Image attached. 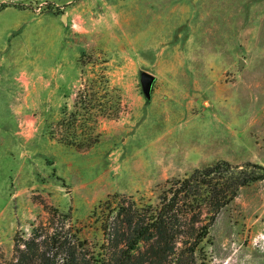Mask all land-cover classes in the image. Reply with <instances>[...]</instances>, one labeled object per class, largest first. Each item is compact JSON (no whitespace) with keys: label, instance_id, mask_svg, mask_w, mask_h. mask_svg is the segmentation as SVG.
<instances>
[{"label":"rangeland","instance_id":"rangeland-1","mask_svg":"<svg viewBox=\"0 0 264 264\" xmlns=\"http://www.w3.org/2000/svg\"><path fill=\"white\" fill-rule=\"evenodd\" d=\"M0 2V264L40 223L96 253L117 202L153 204L166 179L219 159L264 166V0ZM99 73L116 117L90 114ZM73 111L80 145L57 139ZM195 255L264 264V178L239 187Z\"/></svg>","mask_w":264,"mask_h":264},{"label":"trees","instance_id":"trees-1","mask_svg":"<svg viewBox=\"0 0 264 264\" xmlns=\"http://www.w3.org/2000/svg\"><path fill=\"white\" fill-rule=\"evenodd\" d=\"M3 5L0 2V8ZM96 76L97 88L88 97L93 101L90 114L116 117L118 109L101 99L104 75ZM79 102L84 105L85 96ZM71 115L72 129L57 139L80 145L73 122L83 113L73 111ZM261 178L264 166L248 161L239 164L219 159L194 167L183 176L166 179L153 204L117 202L112 214L100 222L99 252L89 251L74 234L68 235L63 222L59 226L40 223L25 237L13 236L12 264H199L195 252L218 211L240 186Z\"/></svg>","mask_w":264,"mask_h":264},{"label":"water","instance_id":"water-1","mask_svg":"<svg viewBox=\"0 0 264 264\" xmlns=\"http://www.w3.org/2000/svg\"><path fill=\"white\" fill-rule=\"evenodd\" d=\"M152 74L149 73L146 70H141L140 71V82H141V86H142V90L145 94L148 93V89H149V85L150 82L152 80Z\"/></svg>","mask_w":264,"mask_h":264}]
</instances>
